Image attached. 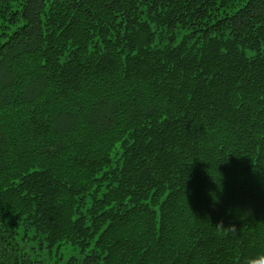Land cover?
<instances>
[{
  "label": "trees",
  "instance_id": "obj_1",
  "mask_svg": "<svg viewBox=\"0 0 264 264\" xmlns=\"http://www.w3.org/2000/svg\"><path fill=\"white\" fill-rule=\"evenodd\" d=\"M261 257L264 0H0V264Z\"/></svg>",
  "mask_w": 264,
  "mask_h": 264
},
{
  "label": "clouds",
  "instance_id": "obj_2",
  "mask_svg": "<svg viewBox=\"0 0 264 264\" xmlns=\"http://www.w3.org/2000/svg\"><path fill=\"white\" fill-rule=\"evenodd\" d=\"M250 264H264V257H261L259 260L250 261Z\"/></svg>",
  "mask_w": 264,
  "mask_h": 264
},
{
  "label": "rangeland",
  "instance_id": "obj_3",
  "mask_svg": "<svg viewBox=\"0 0 264 264\" xmlns=\"http://www.w3.org/2000/svg\"><path fill=\"white\" fill-rule=\"evenodd\" d=\"M30 244V241H28V245Z\"/></svg>",
  "mask_w": 264,
  "mask_h": 264
}]
</instances>
